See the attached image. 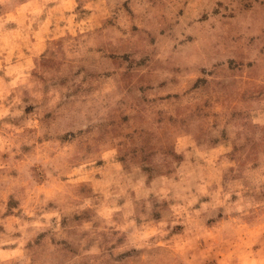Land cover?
Instances as JSON below:
<instances>
[{
	"label": "clouds",
	"instance_id": "1",
	"mask_svg": "<svg viewBox=\"0 0 264 264\" xmlns=\"http://www.w3.org/2000/svg\"><path fill=\"white\" fill-rule=\"evenodd\" d=\"M124 3L0 0V264H116L131 252L140 264H264V95L236 105L243 120L223 108L186 127L156 119L196 111L225 37L250 22L198 23L215 0H131L134 18ZM125 55L154 66L151 88L128 82ZM248 62L264 84V56ZM137 114L156 137L150 163L127 155L143 151ZM86 209L100 226L68 235L62 220Z\"/></svg>",
	"mask_w": 264,
	"mask_h": 264
},
{
	"label": "rangeland",
	"instance_id": "2",
	"mask_svg": "<svg viewBox=\"0 0 264 264\" xmlns=\"http://www.w3.org/2000/svg\"><path fill=\"white\" fill-rule=\"evenodd\" d=\"M158 0H153V6H156ZM191 0H185V7ZM211 2V0H210ZM131 0H125L123 4L124 9L130 16H133L129 4ZM79 11V9H78ZM184 15V9L181 8L177 16L182 17ZM211 17H220L226 23L236 20L237 18L250 22V25L246 27L243 33L238 28H233L229 31L228 35L223 41V52L218 54V63L213 66L211 81L206 82L204 78L199 80L200 90L198 95L206 97L203 102L197 105L196 111L184 121H180L177 118H172L167 113H158L157 122L163 123L167 128V122L173 120V126L186 127L187 123L196 120H206L208 117H216L218 115L216 109H230L231 115L236 120H243L247 118L246 112H241L236 108V105L240 102L247 101L256 95H264V84L257 83L258 67L248 62V57L253 51H257L260 56H264V0H215V7L212 8L211 14L207 9L202 13L198 23H207ZM134 18V16H133ZM180 21H176V25H179ZM192 25L189 24V27ZM174 25H167V28H172ZM215 27V25H212ZM133 33H137L140 29L135 25L132 27ZM163 35V31L161 32ZM150 42L154 43L155 38L148 34ZM143 38V37H142ZM193 38L188 37L187 40L191 41ZM183 43V41H181ZM127 62L128 68V82L133 84V87H141L144 89L152 87L151 72L154 71V66L145 65L144 61H136L130 56L125 55L122 59H117L116 63L120 66H124ZM144 65L148 68V73L141 76L140 66ZM167 82L160 85L161 88L166 86ZM31 111V108L28 109ZM136 122L135 135L132 138V143L139 142L143 147V151H136L133 156L131 152L127 155L133 161L145 160L150 163V156L155 154L156 145L152 143L156 137L147 128L143 127L144 119L137 114L136 117H132ZM132 127L133 125H128ZM216 125H214L215 127ZM223 142H227L226 130L221 133ZM158 142V141H157ZM220 142V141H216ZM33 178L37 183H43L46 177L44 176L43 169L37 165L32 170ZM13 176L16 174L13 173ZM82 195H88V191L85 189ZM16 202L10 199L9 209L16 207ZM92 224L94 228L100 226V221L96 216L94 209H86L79 213H73L70 216H66L62 220V228H64L68 235L75 236L79 228L84 224ZM88 235V233H84ZM115 237V233H113ZM108 237H105L107 240ZM53 243H56L53 240ZM117 243H122V239ZM37 247H46L43 238L34 241ZM62 251L65 255L78 254L77 247L67 241L60 242ZM90 246V245H89ZM29 247H32L30 244ZM116 247V245H113ZM139 254L135 252L126 253L120 257L113 258L116 264H140L138 259ZM159 264H165L163 260Z\"/></svg>",
	"mask_w": 264,
	"mask_h": 264
}]
</instances>
